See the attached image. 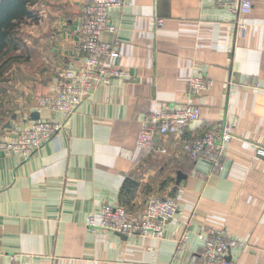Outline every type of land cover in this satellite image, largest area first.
I'll use <instances>...</instances> for the list:
<instances>
[{"label":"crops","instance_id":"0c3cea01","mask_svg":"<svg viewBox=\"0 0 264 264\" xmlns=\"http://www.w3.org/2000/svg\"><path fill=\"white\" fill-rule=\"evenodd\" d=\"M28 1L33 17L0 54V140L37 120L61 121L37 112L35 101L83 59L81 0ZM250 1L248 14L215 0H124L109 11L117 34L101 40L119 41L115 67L130 79L95 89L29 160L0 151V264L12 256L23 264H197V235L220 228L243 245L230 251L232 264H264V155L257 152L264 151V0ZM236 23L247 25L243 37ZM192 77L211 81L192 99L199 120L179 137L139 149L141 120L189 102ZM216 123L229 124L234 138L213 172L205 160L188 158L181 143ZM154 198L176 202L162 239L88 226L104 204L142 215ZM184 231L189 239L176 248Z\"/></svg>","mask_w":264,"mask_h":264},{"label":"built area","instance_id":"2783aa9c","mask_svg":"<svg viewBox=\"0 0 264 264\" xmlns=\"http://www.w3.org/2000/svg\"><path fill=\"white\" fill-rule=\"evenodd\" d=\"M82 11L78 27L80 51L83 59L71 69H64L57 74L53 89L36 99V111H51L59 114L61 121L37 120L24 126L17 134L0 140V151L5 156H14L20 161H27L46 143L56 139L64 130L66 122L74 115L81 104L91 93L102 86L110 85L112 79L129 80L130 76L115 67L120 57V43L114 38L111 42H103V33L115 36L117 27L109 17L111 9L124 6V0H81ZM218 7L227 9L233 14H248L252 10L250 0H215ZM162 19L156 20L161 27ZM247 30L244 23H236L239 37ZM211 81L205 77H192L188 85L189 102L179 107L166 105L149 113L141 120L136 146L141 150L151 149L157 138L161 136H181L186 129L199 120V107L193 100L200 92L205 91ZM234 138L232 127L226 123H216L207 127L197 139L184 140L182 152L191 160H205L213 172L221 168L227 146ZM163 154V149H156ZM259 155L264 151L258 150ZM176 211V202L172 198H154L142 215L128 212L125 208L104 204L88 217L91 231L102 230L123 236L137 235L162 239L164 231ZM189 221H182L184 227ZM201 251L197 264H232L228 260L231 250L243 246L230 238L222 229H207L200 232ZM189 235L184 231L176 241V248L188 241ZM9 264H23L10 257Z\"/></svg>","mask_w":264,"mask_h":264},{"label":"trees","instance_id":"16d2710c","mask_svg":"<svg viewBox=\"0 0 264 264\" xmlns=\"http://www.w3.org/2000/svg\"><path fill=\"white\" fill-rule=\"evenodd\" d=\"M28 0H0V54L10 43L15 29L25 19H31Z\"/></svg>","mask_w":264,"mask_h":264},{"label":"water","instance_id":"95a60500","mask_svg":"<svg viewBox=\"0 0 264 264\" xmlns=\"http://www.w3.org/2000/svg\"><path fill=\"white\" fill-rule=\"evenodd\" d=\"M185 178H186L185 175H183L182 173H178L177 174V182H181Z\"/></svg>","mask_w":264,"mask_h":264},{"label":"rangeland","instance_id":"374dc122","mask_svg":"<svg viewBox=\"0 0 264 264\" xmlns=\"http://www.w3.org/2000/svg\"><path fill=\"white\" fill-rule=\"evenodd\" d=\"M28 28H30V27H28V25L26 26V25H24L23 26V33H24V35L23 36H26V35H29V29Z\"/></svg>","mask_w":264,"mask_h":264}]
</instances>
